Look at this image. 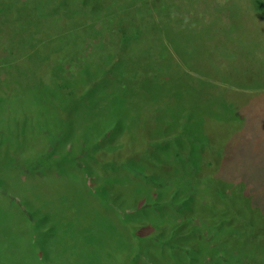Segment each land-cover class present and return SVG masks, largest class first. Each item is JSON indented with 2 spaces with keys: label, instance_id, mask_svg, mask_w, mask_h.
I'll return each mask as SVG.
<instances>
[{
  "label": "trees",
  "instance_id": "trees-1",
  "mask_svg": "<svg viewBox=\"0 0 264 264\" xmlns=\"http://www.w3.org/2000/svg\"><path fill=\"white\" fill-rule=\"evenodd\" d=\"M255 3L258 9L264 7V0ZM177 7L173 0H0V45L7 48L12 62L6 78L0 77V131L9 127L8 114L17 120L11 114L17 112L20 116L22 111L35 110L32 118L36 127L25 133L28 138L25 153L33 150L30 153L40 156L49 151L51 156L46 163L59 168L57 175L71 178L84 173L83 181L90 184L85 196H77L70 190H60L62 194L54 196L68 202L66 211L76 207L74 219L78 229L59 231L58 236L57 232L53 233L54 225L48 229L43 226L31 264H55L53 243L63 248L62 254L71 250L73 255L85 260L95 254L94 264H106L103 251L122 250L121 239L123 249L135 246L140 249L137 251L140 258L148 262L153 259L155 264L186 261L210 264L207 258L216 253H220L215 257L220 264H264V246H260L264 244V236L257 238L264 235V217L261 225L257 224L263 228L252 234L243 218L246 211L239 209V204L235 212L223 206L231 189L219 192L222 196L216 194V203L211 206L202 200L211 189L207 186L212 181L209 169L215 161L207 156L210 146L204 144L205 139L201 135L168 139L163 127L155 128L151 123L157 106L162 105L155 99V92L168 89L170 82L177 92L178 83L185 91L188 84L194 88L187 80L184 60L168 49L173 45L184 57L181 47L195 44L200 35L191 26L192 20L185 25L179 21L181 28L172 25V12ZM89 11L106 21L104 29L98 30L97 25L84 23L77 17L78 12ZM116 28L121 37L133 34L123 39L124 44L122 38L115 42ZM110 30L112 38L105 44L106 48L98 54L91 52L71 72L69 64L81 55L80 37L97 31L94 39L98 43L111 36ZM119 49H127V54L122 57ZM130 65L134 67L132 78L127 74ZM121 87L124 90L119 93ZM178 103L173 104L179 111L181 124L185 106ZM4 110L8 113L5 116ZM40 132L46 141L53 138L42 148L31 143V137H39ZM7 138L5 145L0 141V152L3 146H7L6 154L10 152L7 158L0 159L3 168H9V161L18 156L17 139ZM126 146L131 149L127 150ZM172 148L178 159L172 156ZM120 149L127 150L125 156H120ZM50 175L58 179L55 174ZM7 177L10 176L4 175L0 180H10ZM122 180L138 185L132 191L124 190L122 185H117L124 183ZM27 190L29 197L34 198L32 191ZM134 198H138L137 205ZM102 201L109 206L107 214L94 209ZM242 201L248 203L245 198ZM89 207L94 209L90 219H84L86 214L80 217L79 212L84 209L88 212ZM244 207L250 210L249 203ZM158 210H163L168 218L153 225L151 220ZM231 212L233 216L229 215ZM143 223L152 233L156 232L155 226L159 228L158 234L146 237L145 243L137 239L138 231L142 234L145 229ZM89 224L93 226V240L85 235ZM121 226L125 227V233ZM100 236L103 241L98 245ZM117 237H121L120 241ZM52 240L46 249V241ZM76 241L82 245L79 247ZM113 241H118V248ZM43 247L47 262L42 260Z\"/></svg>",
  "mask_w": 264,
  "mask_h": 264
},
{
  "label": "rangeland",
  "instance_id": "rangeland-1",
  "mask_svg": "<svg viewBox=\"0 0 264 264\" xmlns=\"http://www.w3.org/2000/svg\"><path fill=\"white\" fill-rule=\"evenodd\" d=\"M255 1L193 0L192 4H188L187 0H173L178 7L173 9L172 18L174 21L172 25L181 28L192 20L191 26L200 32L199 38H196L198 43H190L186 47H181L182 52L185 51L182 54L186 57L185 59L180 56L173 45L168 47L171 54L173 53L181 61L184 60L185 73L188 74L187 80L194 88L188 84L189 88L187 87V91H185L181 83H178L180 87L177 92L174 84L170 82V87L165 88L167 93H165V89L161 93L155 92V99H158L157 101L162 105L157 106L155 117L151 121L152 125H156L155 128L163 127L165 129L164 135L169 137L168 139L174 137L181 139L190 135H201L205 139L204 144L210 146L207 156L214 158L215 161L209 169L212 181L207 186L211 189L208 190L206 196L203 193L202 200L211 206L212 203H216L214 198L216 194L227 190V188L231 189V195L223 206L235 212V208L239 204V209L246 211L244 212L245 216L242 213L239 214L243 216L246 223L248 222L249 232L252 234L263 228L257 224L261 225V219L264 217V7L258 9ZM77 17L84 23L97 25L98 30L106 27V21L90 11L78 12ZM179 21H183V25ZM110 32L111 36L102 38L98 43L94 39L97 31L82 35L78 41L81 55L69 64L70 71L75 72L82 60H85L91 52L98 54L104 50L105 44L112 38V31L110 30ZM132 34L127 33L126 37H121L120 30L116 28L113 37L115 42L122 38L124 44L126 40L123 39ZM127 49L126 51L119 49V54L123 57L127 54ZM11 63L7 48L1 44V78H6ZM133 68L131 65L127 68L129 78H132L134 74ZM122 87L118 89L119 93L124 90ZM174 101L179 102L178 106H185L184 122L181 124L179 123V111L174 108ZM207 102L208 107L206 106ZM5 112L4 110V116ZM34 112L35 110L30 109L22 111L20 116L17 112L11 114L16 116L17 120L7 113L8 115H6L10 119L9 127L0 131V141L4 142L3 145L8 142L6 141L7 137L17 139L16 150L18 151V156H14L9 161L7 165L10 166L9 168H3V165L0 164V178L4 175L10 176L7 177L10 180H0V264H31L32 256L37 253L36 240L42 234L40 229L43 226L48 229L54 225L53 233L57 232L58 236L61 234L59 231L77 230L78 223L74 219L76 207L71 211H66L65 209L69 206L68 202L61 201L60 197L54 196L62 194L60 190H70L72 194L85 196L90 188V184L83 181V178L86 179L84 173H81V177L75 175L76 177L71 178L57 175L60 173L59 168L46 163V160L51 156L49 151L40 156L34 152L30 153L33 150L25 153L28 146V138L25 133H31L36 127L32 118V114L35 115ZM164 121L167 122L165 123L167 126H164ZM30 133L28 137H30ZM39 135V137H33L34 139L31 137L32 145L42 148L46 142L53 141L52 137H48L49 141H46L41 132ZM80 139L83 138L80 137ZM126 148L127 150L131 149L130 146H126ZM6 149L7 146H3L0 159L10 155V152L6 154ZM127 150L124 152L120 149V156H125ZM172 150L174 151H172V156L178 159L175 149L172 148ZM23 155L25 157L22 158ZM83 155L84 153L80 156ZM50 174H55L58 179ZM122 182L124 181L122 180ZM117 185H122L124 190L132 191L138 184L124 182ZM27 189L32 191L31 195L34 198L29 197L30 192ZM211 197L212 201H210ZM242 198H245L250 204L249 211L243 209L244 206H248V203L243 204ZM137 202L138 198L133 200L136 205ZM189 203L192 204V202ZM96 204L95 211L107 214L109 206L106 203L102 201ZM158 204L162 205L160 202ZM182 208L180 207L181 210H183ZM92 209L89 207L88 212L87 209H84L79 212V216L84 217L86 214L84 219H90ZM158 211L159 213L155 212L151 220L153 225L168 218L167 215H164L163 210ZM232 212L229 215H232ZM40 213H45V216H40ZM48 213L50 214L48 215ZM38 218L40 223H38ZM144 223L142 227L144 226L145 229L142 234H139L138 231L137 239L139 242L143 240L145 243L147 242L146 237L156 236L159 228L155 226L156 232L152 233L153 230H148L149 227ZM147 227L148 229H146ZM196 227H198L197 223ZM85 229L86 237L92 239L93 226L89 224V227ZM120 229L124 233L126 232L124 226H121ZM145 230L151 231V234ZM263 236L260 234L257 238L261 239ZM98 239L101 240L97 244H102V237L100 236ZM117 239L120 241L121 237H117ZM118 241H113L116 248H118ZM131 241L134 243V240ZM131 241L129 243H132ZM207 241L209 240L207 239ZM48 242L52 243L53 240L46 241V249L50 248ZM78 242L80 241H76V245L80 247L82 242ZM103 243L108 244L106 241ZM121 243L120 248L122 247L124 252L118 249L103 251V254L106 253L104 255L108 262L106 264H155L153 259L148 262L146 258H140L137 254V251L140 252L139 248L134 246L123 249V239H121ZM260 246H264V244L261 243ZM51 250L54 254L52 257L55 264H86L88 259L90 260L88 264H94L96 261L95 254L91 255V259L86 257L87 260L73 255L71 250L62 254L63 248L56 243L52 244ZM42 251V260L47 262L48 258L45 255L47 252L44 251V247ZM217 254L220 253H216V256H209L206 261L210 264H220L216 261ZM256 259L260 258L256 257ZM185 264L191 263L186 261Z\"/></svg>",
  "mask_w": 264,
  "mask_h": 264
}]
</instances>
